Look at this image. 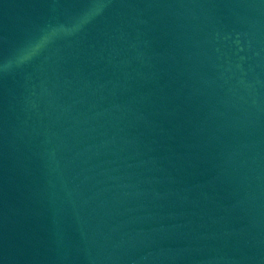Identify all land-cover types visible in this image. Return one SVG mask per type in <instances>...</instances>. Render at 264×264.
<instances>
[{
	"label": "water",
	"instance_id": "1",
	"mask_svg": "<svg viewBox=\"0 0 264 264\" xmlns=\"http://www.w3.org/2000/svg\"><path fill=\"white\" fill-rule=\"evenodd\" d=\"M0 264H264V0H0Z\"/></svg>",
	"mask_w": 264,
	"mask_h": 264
}]
</instances>
